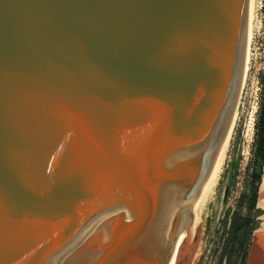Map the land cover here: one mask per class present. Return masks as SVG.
<instances>
[{
	"label": "water",
	"instance_id": "1",
	"mask_svg": "<svg viewBox=\"0 0 264 264\" xmlns=\"http://www.w3.org/2000/svg\"><path fill=\"white\" fill-rule=\"evenodd\" d=\"M249 17L250 0H0V264H191Z\"/></svg>",
	"mask_w": 264,
	"mask_h": 264
},
{
	"label": "rangeland",
	"instance_id": "2",
	"mask_svg": "<svg viewBox=\"0 0 264 264\" xmlns=\"http://www.w3.org/2000/svg\"><path fill=\"white\" fill-rule=\"evenodd\" d=\"M254 5V31L246 84L239 102L237 119L222 173L212 201L206 209V216L204 215V224L196 250L197 256L193 257L191 264H226V260L221 257V238L223 232L229 227L234 211H238L243 216H250L257 222L248 249L246 259L248 264L254 234L261 228L264 221V209L259 204V194L255 210L247 211L246 207H238L241 194L248 189L251 170L255 168L252 161L254 126L264 80V0H255ZM263 175L264 165L259 189Z\"/></svg>",
	"mask_w": 264,
	"mask_h": 264
},
{
	"label": "trees",
	"instance_id": "3",
	"mask_svg": "<svg viewBox=\"0 0 264 264\" xmlns=\"http://www.w3.org/2000/svg\"><path fill=\"white\" fill-rule=\"evenodd\" d=\"M254 128L252 161L255 168L251 170L248 189L241 194L238 205L246 207L247 211L255 210L264 165V80ZM256 227L257 222L252 217L243 216L238 211L232 213L229 227L221 238V257L226 260V264H246L251 236Z\"/></svg>",
	"mask_w": 264,
	"mask_h": 264
},
{
	"label": "bare ground",
	"instance_id": "4",
	"mask_svg": "<svg viewBox=\"0 0 264 264\" xmlns=\"http://www.w3.org/2000/svg\"><path fill=\"white\" fill-rule=\"evenodd\" d=\"M254 1L255 0H250V17H249L245 62H244V70H243V75H242L240 93H239V97H238V100H237V103H236V106L233 112V116H232L228 131H227V135H226L222 150L219 154L217 162L214 166L212 174L209 178V181L202 195L201 205H200V232L204 224V215H205L206 209L208 205L210 204V202L212 201L217 182L222 173V169H223L226 155L228 152V147L230 144V140H231L233 130L235 127V123H236V119H237L239 102H240L241 95H242V92L246 84L247 72H248L249 65H250L251 41L253 38V31H254V27H253V20H254L253 16H254V8H255ZM258 194L260 197L259 204L264 209V175L262 177V183H261ZM198 253H199V250H198ZM196 256L197 254L194 255V258ZM248 264H264V221H263L261 228L254 234Z\"/></svg>",
	"mask_w": 264,
	"mask_h": 264
}]
</instances>
